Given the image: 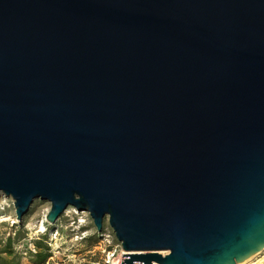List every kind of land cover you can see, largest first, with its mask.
Masks as SVG:
<instances>
[{
  "label": "water",
  "instance_id": "obj_1",
  "mask_svg": "<svg viewBox=\"0 0 264 264\" xmlns=\"http://www.w3.org/2000/svg\"><path fill=\"white\" fill-rule=\"evenodd\" d=\"M2 197L107 218L121 264L260 254L264 0H0Z\"/></svg>",
  "mask_w": 264,
  "mask_h": 264
},
{
  "label": "rangeland",
  "instance_id": "obj_2",
  "mask_svg": "<svg viewBox=\"0 0 264 264\" xmlns=\"http://www.w3.org/2000/svg\"><path fill=\"white\" fill-rule=\"evenodd\" d=\"M50 207L48 201L37 199L19 222L13 200L0 199V264H121L126 258L108 219L99 232L87 211L76 210L77 213L69 207L55 224L46 222L44 233L39 231V221ZM9 236L13 238V254L3 252ZM38 242L44 244L50 254L44 263L36 262L37 252H45L37 247ZM252 264H264V251Z\"/></svg>",
  "mask_w": 264,
  "mask_h": 264
},
{
  "label": "trees",
  "instance_id": "obj_3",
  "mask_svg": "<svg viewBox=\"0 0 264 264\" xmlns=\"http://www.w3.org/2000/svg\"><path fill=\"white\" fill-rule=\"evenodd\" d=\"M48 225V224H46ZM37 247L39 248H43L45 249V252H37V254L35 255L37 260L36 262L37 263H44L49 257H50V254H48V248L46 249V246H44V244H42L41 242H38L37 243ZM4 253H7V254H13L14 253V250H13V238L11 236H9L7 238V242L5 244V249L3 250Z\"/></svg>",
  "mask_w": 264,
  "mask_h": 264
},
{
  "label": "bare ground",
  "instance_id": "obj_4",
  "mask_svg": "<svg viewBox=\"0 0 264 264\" xmlns=\"http://www.w3.org/2000/svg\"><path fill=\"white\" fill-rule=\"evenodd\" d=\"M15 206V205H14ZM71 208H73V211H75V212H77L78 211V209H76V208H74V207H71ZM50 210V209H49ZM49 210L47 211V213L49 212ZM67 210V209H66ZM65 210V211H66ZM77 210V211H76ZM68 211V210H67ZM15 212H16V208H15ZM80 212V211H79ZM79 212H77V213H79ZM47 213L44 215V217H43V219L41 220V221H39L40 222V226H39V231H46L47 230V226H46V222H47V220H46V216H47ZM83 222V221H82ZM48 223V222H47ZM262 251H264V249L262 250ZM261 251V252H262ZM260 252V253H261ZM124 253H128V252H126V251H124L123 252V254ZM140 253H143V252H140ZM162 254H166L167 252L166 251H162L161 252ZM256 257V256H255ZM255 257H253V258H251V259H249V260H246V261H244V262H242V263H240V264H252V262H253V259L255 258ZM137 264H143V263H137ZM154 264H156V263H154Z\"/></svg>",
  "mask_w": 264,
  "mask_h": 264
},
{
  "label": "built area",
  "instance_id": "obj_5",
  "mask_svg": "<svg viewBox=\"0 0 264 264\" xmlns=\"http://www.w3.org/2000/svg\"><path fill=\"white\" fill-rule=\"evenodd\" d=\"M13 203H14V202H13ZM44 232H45V231H44ZM44 232H43V233H44Z\"/></svg>",
  "mask_w": 264,
  "mask_h": 264
}]
</instances>
